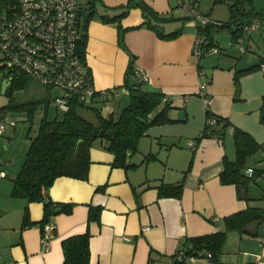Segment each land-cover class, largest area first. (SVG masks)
I'll return each instance as SVG.
<instances>
[{
  "label": "crops",
  "instance_id": "0c3cea01",
  "mask_svg": "<svg viewBox=\"0 0 264 264\" xmlns=\"http://www.w3.org/2000/svg\"><path fill=\"white\" fill-rule=\"evenodd\" d=\"M129 1L78 0L82 8L94 5V12L82 25L86 26L84 62L92 72L94 87H118V95L104 102L101 112L105 108L115 115L114 106L122 91L128 101L123 82L131 62L146 73L145 87L169 97L174 106L170 117L177 121L149 127L127 167L112 165L114 154L104 142L95 141L89 148L87 178L60 175L50 186L52 200L72 203L73 207L70 212L50 216L54 228L45 240L38 223L42 202L27 203L12 197V182L0 167V259L5 264H61L62 240L86 230L90 233L88 264H174L173 254L183 236L223 229V217L264 197L251 193L249 201L240 199L235 184L220 181L223 157L234 156L231 129L222 138L211 136L196 142L208 106L264 144L260 113L264 67L241 75L238 86L234 82L236 70L264 56V20L244 40V51L234 40L228 48L222 47L215 36L219 52L198 56L193 52L196 21L176 9L175 0ZM140 3L156 12L158 18L146 16ZM202 3L201 11L210 17V3ZM124 10L121 33L117 20L102 18ZM256 10L264 12V0ZM80 21L83 24L82 15ZM201 82H205L203 88ZM204 96L209 100L207 106ZM180 181L179 197L159 194L160 183ZM25 205L33 223L21 227ZM89 205L101 206L99 220L88 221ZM220 259L222 264H264V221L249 223L244 233L229 231ZM188 264L214 262L200 257Z\"/></svg>",
  "mask_w": 264,
  "mask_h": 264
},
{
  "label": "trees",
  "instance_id": "16d2710c",
  "mask_svg": "<svg viewBox=\"0 0 264 264\" xmlns=\"http://www.w3.org/2000/svg\"><path fill=\"white\" fill-rule=\"evenodd\" d=\"M17 1L0 0V16L15 15L19 11ZM140 5L143 7L146 16L158 18L156 12L145 3H140ZM228 6L230 18L227 21L215 20L216 22H209L203 27L197 26L198 33L203 34L207 40L206 45L214 43L216 34L221 31L228 32L232 40L236 41L245 26L255 17L261 21L264 20V12L256 10L252 6L251 0H233ZM82 7L78 3V8ZM93 8L94 5L92 4L88 6V9ZM125 13L126 10L113 17L102 16V18L104 20H117L121 33L124 28L121 26L120 17ZM78 15L80 27L78 50L84 61L86 26H82L81 15L79 13ZM149 22L147 23L153 27L154 24ZM177 32L178 30L172 34L175 35ZM120 43H122L121 37ZM261 66H264V56H260L257 63L236 70L234 74L235 85H239L241 75L259 69ZM132 75L135 76V79L130 78ZM31 80L34 79L25 72L21 71L17 75L14 74L5 91L8 101L0 106V111L25 112L26 120L30 122L25 136L27 147L22 153L19 169L12 178L11 196L23 198L27 203L42 202L43 214L38 223L43 230L44 225L49 223L50 216L58 212H70L73 207L72 203L54 201L50 198L48 191L54 179L60 175L86 179L90 164L89 148L95 141L104 142L105 147L114 154L112 165L127 167L131 164L129 159L131 154L137 150L140 137L149 127L177 121L170 117V111L174 106L169 97L158 89L145 87V80L137 77L135 67L131 62L126 69L123 82L128 90V101L118 116L113 113L107 116L102 114L101 106L108 99L101 95V90L95 89L86 100H80L77 95L70 97L68 109L62 111L60 117L55 115L52 119H48V106L54 98V95L52 96L48 90L44 96L38 98L19 101L15 97L16 93L24 90ZM43 86L52 89L46 85ZM114 88L118 90L117 86ZM40 106L43 107L42 117L36 134L31 136V124ZM80 107L93 108L97 115V122L93 123L84 118L78 112ZM260 113L261 119L264 120V102L260 107ZM0 116H6V113H0ZM228 129L232 131L234 156L233 158L223 157V169L219 178L222 183L235 184L238 197L249 201L253 198L249 194V187L256 182L259 175L264 174V168L251 167L248 161L259 150H264V144L257 142L249 132L238 126H232L228 118L213 113L208 106L206 107V120L201 132L196 137V142L211 136L222 138ZM158 187L159 194L164 196L179 197L182 192L181 181L177 183L162 182ZM100 212L101 206L89 205L88 221L99 220ZM261 221H264V208L248 205L244 209L223 217V229L196 236H183L173 254L174 264H188V262L200 257L212 259L214 264H222L220 257L227 239V233L234 230L244 233L249 223ZM32 223L28 207L25 205L21 227H27ZM89 239L88 230L64 238L62 240L63 260L61 264H88L90 257ZM178 248L183 251L182 258L177 256ZM189 257L193 259L187 260Z\"/></svg>",
  "mask_w": 264,
  "mask_h": 264
},
{
  "label": "built area",
  "instance_id": "2783aa9c",
  "mask_svg": "<svg viewBox=\"0 0 264 264\" xmlns=\"http://www.w3.org/2000/svg\"><path fill=\"white\" fill-rule=\"evenodd\" d=\"M206 0H175V8L192 17L197 26L203 27L209 22H216L203 13L199 5ZM19 11L12 16H0V72L1 78L11 81L14 74L25 72L37 83L59 88L52 104L59 110L68 109L69 98L77 95L86 100L94 88L89 66L82 60L78 50L80 27L78 23V0H18ZM261 20L254 18L244 28L235 41L244 51V40L260 27ZM205 36L198 33L194 41L193 52L198 56L217 53L216 43L206 45ZM264 67V66H262ZM137 77L147 80L146 73L135 68ZM203 88L205 82H201ZM114 87L101 90V95L110 100L117 96ZM208 98L204 102L208 105ZM6 116H0V133L5 129ZM14 125V121L12 122ZM194 145V142H190ZM54 226L44 225V240ZM182 258V250H177ZM193 259L192 257L187 260ZM0 264H5L0 259Z\"/></svg>",
  "mask_w": 264,
  "mask_h": 264
},
{
  "label": "rangeland",
  "instance_id": "374dc122",
  "mask_svg": "<svg viewBox=\"0 0 264 264\" xmlns=\"http://www.w3.org/2000/svg\"><path fill=\"white\" fill-rule=\"evenodd\" d=\"M212 1V0H211ZM206 1L202 4L207 6L210 2ZM233 0H215L213 3H210V7H208V11L210 13L211 19L219 20V21H227L230 18L229 11V3ZM252 6L255 9H260L262 0H251ZM210 8V9H209ZM220 44L224 48H228L231 44V35L226 31H221L216 34ZM233 43V42H232ZM235 44V43H234ZM233 44V45H234ZM229 45V46H228ZM2 57L0 53V58ZM3 71V68L0 66V72ZM49 91L51 95H56L59 91V88L54 87L52 89H47V87L43 85H39L34 80H31L29 85L24 89L20 90L16 93L15 97L19 101H23L31 98L42 97L46 94V91ZM118 95V94H117ZM8 101L7 95L1 92V76H0V106L6 104ZM127 101V95L124 91L121 92L117 103H115V116H118L122 106ZM102 108V107H101ZM78 112L87 120L96 123L97 115L93 108L91 107H80ZM1 114L6 113V127L0 135V167L3 168L4 171H7L6 178L9 182H12L11 178L15 175L17 169H19L21 163V154L24 153L27 147V140L25 138L26 133L28 131L30 122L26 120L25 112L22 111H6L1 112ZM43 107L40 106L36 112L33 123L31 124L30 135L34 136L37 132V128L39 125L40 118L42 117ZM102 113L107 115V110L102 109ZM55 115L59 117L62 115L61 111L51 103L48 106L47 110V118L52 119ZM16 124L13 126L12 122ZM255 164L260 168H264V151H258L253 155V157L249 158L248 164ZM253 166V165H252ZM3 176V175H2ZM251 193L256 195H264V174H261L256 179L255 183H252L249 187V194ZM255 206H260L264 208V197L256 200H252ZM237 232V231H235Z\"/></svg>",
  "mask_w": 264,
  "mask_h": 264
},
{
  "label": "water",
  "instance_id": "95a60500",
  "mask_svg": "<svg viewBox=\"0 0 264 264\" xmlns=\"http://www.w3.org/2000/svg\"><path fill=\"white\" fill-rule=\"evenodd\" d=\"M78 12L83 17V25L87 23L89 16L94 12V9L78 8ZM10 84V80L3 78L1 80V92L5 93L7 86ZM80 141V140H79Z\"/></svg>",
  "mask_w": 264,
  "mask_h": 264
}]
</instances>
